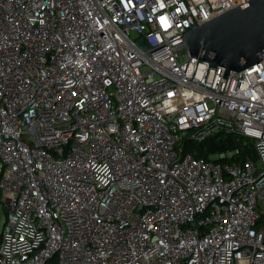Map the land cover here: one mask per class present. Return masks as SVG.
I'll use <instances>...</instances> for the list:
<instances>
[{
	"label": "built area",
	"instance_id": "obj_1",
	"mask_svg": "<svg viewBox=\"0 0 264 264\" xmlns=\"http://www.w3.org/2000/svg\"><path fill=\"white\" fill-rule=\"evenodd\" d=\"M245 1L0 0V264H264V58L181 36Z\"/></svg>",
	"mask_w": 264,
	"mask_h": 264
},
{
	"label": "water",
	"instance_id": "obj_2",
	"mask_svg": "<svg viewBox=\"0 0 264 264\" xmlns=\"http://www.w3.org/2000/svg\"><path fill=\"white\" fill-rule=\"evenodd\" d=\"M191 54L216 66L241 71L264 58V0H247L182 35Z\"/></svg>",
	"mask_w": 264,
	"mask_h": 264
},
{
	"label": "trees",
	"instance_id": "obj_3",
	"mask_svg": "<svg viewBox=\"0 0 264 264\" xmlns=\"http://www.w3.org/2000/svg\"><path fill=\"white\" fill-rule=\"evenodd\" d=\"M247 138L234 133L226 131H218L202 141H185V152H190L196 156L208 157L211 153L217 151H228L240 148L242 151L237 155V160H244V158L253 152L252 141ZM247 141L245 143L244 141ZM1 201V193H0Z\"/></svg>",
	"mask_w": 264,
	"mask_h": 264
},
{
	"label": "rangeland",
	"instance_id": "obj_4",
	"mask_svg": "<svg viewBox=\"0 0 264 264\" xmlns=\"http://www.w3.org/2000/svg\"><path fill=\"white\" fill-rule=\"evenodd\" d=\"M183 52H184V50H182V53ZM1 165H2V162L0 160V170H1ZM5 220H6L5 207H4L3 203H2V201H0V234L2 232V229H3V226H4Z\"/></svg>",
	"mask_w": 264,
	"mask_h": 264
}]
</instances>
